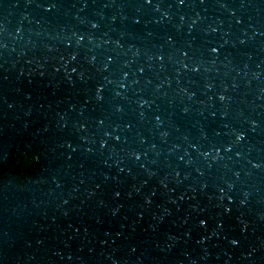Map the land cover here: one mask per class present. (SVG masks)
<instances>
[{
  "label": "water",
  "instance_id": "water-1",
  "mask_svg": "<svg viewBox=\"0 0 264 264\" xmlns=\"http://www.w3.org/2000/svg\"><path fill=\"white\" fill-rule=\"evenodd\" d=\"M47 2L0 0V264H264V0Z\"/></svg>",
  "mask_w": 264,
  "mask_h": 264
},
{
  "label": "clouds",
  "instance_id": "clouds-1",
  "mask_svg": "<svg viewBox=\"0 0 264 264\" xmlns=\"http://www.w3.org/2000/svg\"><path fill=\"white\" fill-rule=\"evenodd\" d=\"M143 3L145 5L152 4V0H143ZM37 7H42L45 12H49V11H52L53 9H56V4L53 2V0H50V2H47V3H44V4H38ZM154 7H156L158 9L159 8V5H155ZM221 7L222 8H227V5L221 4ZM229 14L232 15L233 13L230 11ZM163 15L165 17H167V13H164ZM180 19L183 20L184 18L181 17ZM133 22H136V21H133ZM195 23H196V21L193 20L192 21V24H195ZM236 23L239 24L240 23V20L237 19L236 20ZM91 27L92 28H97L98 25L95 22H91ZM191 27H192V25L190 24L189 25V28L191 29ZM211 31L215 32L216 31V28H212ZM17 32L19 33V29H17ZM254 34H256V33L254 32ZM13 39H15V37H13ZM84 39H85V36L84 35L77 34L76 32H72L70 36L65 37L64 43H65V46H68V45H70L74 41L75 42V45L76 46H79ZM87 39H88L89 43H91L92 37L90 35L87 37ZM243 42L244 41L241 40V43H243ZM0 49L8 50V45L6 43H0ZM216 49L217 48H215V47L211 48L210 49V53L211 54H215L217 52ZM179 55H180L181 58H183V57H186L187 56V53L184 52V51H179ZM70 59H72V60L75 59V53L72 54V56L70 57ZM94 59H95V57H91L90 60H89V62L91 63V61L94 60ZM110 59L111 58L109 57V60ZM156 59L159 60V59H161V57L160 56H157ZM65 63H68V61H65ZM200 65H201V62L199 60H194V61H192L191 67L188 70H190L191 72H194L195 73V72H197L199 70ZM180 66L182 68H188V66L184 64L183 59L180 60ZM104 68L105 69L107 68V64L104 65ZM71 71L72 72H75L76 69L73 68V69H71ZM41 75H42V73H41ZM127 75L128 74L126 72L123 73V75L121 77V80L126 79ZM69 82H71V78L70 77H69ZM108 83H114V82L111 81V80H109ZM118 87L121 88V89H123L125 87V85L123 83H118ZM157 87H159V85ZM206 87H209L210 88L211 86L210 85H207ZM101 89H102V85H98L97 86V89H96V97H95L96 100H98V101L102 98L101 95H100ZM181 92L185 93V95L187 96V98L189 100L192 99V96H193L192 93L186 92L185 89H181ZM115 95L119 96V95H121V93L119 91H117V92H115ZM217 98L220 101H222V102L226 100V97L224 95H222V94L219 95ZM209 99H211V97H209ZM137 103H138V105L140 107H146L149 104V101L141 98V99H139L137 101ZM9 107H11V105H9ZM116 111L119 112V111H121V109L119 107H117ZM184 111H187V109H184ZM141 116H143V113H141ZM155 121H156L157 127H159L160 124L162 123L161 118L159 116H156L155 117ZM98 123L99 124H102L103 121L102 120L101 121H98ZM252 123H253V127H255V122H252ZM125 127H128V126L125 125ZM225 127H228V126L225 125ZM80 128L83 129L84 128V125L81 124L80 125ZM115 131H116V128H113V132H115ZM230 134H231V136L234 137V140L231 141L228 145L223 146V151L224 152L231 151L233 145L239 144L244 139V137H245L244 131L237 130V129H232ZM110 135H111V133H109L107 131L104 132V136L105 137H109ZM160 135L162 137H166L168 135V133L167 132H161ZM112 138L115 139V140H119L120 139L119 136H112ZM105 143H106V141L102 139L100 141V147L101 148H104ZM152 147L155 148V145H153ZM190 147H193L202 158H205V160H207L209 157L211 158V161L212 162H216L219 159H223V157L221 156V148L220 147L209 146V148H208L207 151H200V149L196 145H190ZM73 150H75V149H73ZM86 151H91V149H86ZM185 154H187V152H185ZM128 155H129V157L131 159H133L135 161H139L141 159L142 153L136 152V151H130L128 153ZM235 155L237 157H240V153L239 152H237ZM188 162H190V161H185V163H188ZM247 162L251 165V168H253V169L264 168V161L253 162L252 160H248ZM117 163H119V162H117ZM208 166L211 167V164H209ZM140 167L141 168H144V164H141ZM120 170L122 171L123 169H120ZM149 175H152V173H149ZM177 175H178V173H177ZM232 175L238 178L239 175H240V173L238 171H235V172L232 173ZM224 184H225V186L227 187L228 190H231L232 187H233V184L231 182L227 181V180L224 181ZM219 192L221 193V197L220 198L223 199V197L226 195L225 189L224 188H219ZM114 195L119 196L120 194H119V192H116ZM245 195L247 196V193H245ZM228 200H229V202H231V197H228ZM148 202H149V200L146 198L145 203H148ZM240 203L241 204H244L245 201L244 200H241ZM227 211H229V209L227 207H225V212H227ZM199 223H200L201 226H203L205 224V221L204 220H200ZM217 226L219 227V225H217ZM236 241H237L236 239H232V240L229 241V243L231 245H233V246H236L237 245L236 244ZM131 250L134 252L135 251V248H132ZM254 251H255V249H251L247 254H245L244 258L251 260L252 253ZM110 259H111V264H120V262L117 261L116 259L111 258V257H110ZM124 264H128V262L127 261H124ZM137 264H139V258H137ZM193 264H194V262H193Z\"/></svg>",
  "mask_w": 264,
  "mask_h": 264
},
{
  "label": "snow or ice",
  "instance_id": "snow-or-ice-1",
  "mask_svg": "<svg viewBox=\"0 0 264 264\" xmlns=\"http://www.w3.org/2000/svg\"><path fill=\"white\" fill-rule=\"evenodd\" d=\"M179 2L181 3V4H183L184 3V0H179ZM216 51H217V49H216ZM239 242L238 241H236V244H238Z\"/></svg>",
  "mask_w": 264,
  "mask_h": 264
}]
</instances>
